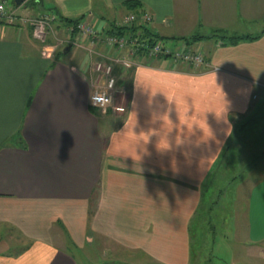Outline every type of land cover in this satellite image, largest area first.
<instances>
[{"label":"crops","instance_id":"crops-1","mask_svg":"<svg viewBox=\"0 0 264 264\" xmlns=\"http://www.w3.org/2000/svg\"><path fill=\"white\" fill-rule=\"evenodd\" d=\"M126 1L141 4L140 11L152 18L147 28L159 38L207 39L190 47L171 40L165 45L200 52L203 66L155 59L140 62L131 74L114 73L122 114L90 110L95 90L90 57L105 61L101 55L111 57V48L101 44L91 53L69 33L53 62L32 38L31 27L20 23L27 9L8 8L21 20L0 34V264H78L69 249L50 243L64 238L87 249L96 240L117 242L122 256L144 259L135 264H192V245L200 249L211 240L215 246L210 215L220 177L242 165L253 167L252 150L237 146L264 138L262 108L254 103L264 90V0H41L40 5L49 15L84 16L82 22L105 36L111 23L131 13ZM62 26L59 34L67 29ZM255 28L261 30L253 36ZM231 38L245 39L227 43ZM227 143L225 165L206 182ZM246 213L245 229L235 238L244 263L251 252L264 264V176L252 186ZM193 221L199 223L194 240ZM42 226L48 238L37 233ZM12 231L30 244L13 247ZM100 242L97 257L106 249ZM98 259L95 264H132Z\"/></svg>","mask_w":264,"mask_h":264},{"label":"rangeland","instance_id":"rangeland-1","mask_svg":"<svg viewBox=\"0 0 264 264\" xmlns=\"http://www.w3.org/2000/svg\"><path fill=\"white\" fill-rule=\"evenodd\" d=\"M35 1L37 2L40 1L39 5L40 4L42 5L41 0H35ZM7 3H8V8L10 11L15 10V11H18L19 13L20 9L21 10L27 9L26 13H24V15L21 16L20 18L22 20H25V23L28 27L31 26L30 23L31 21H34V20L39 21L43 26L45 22H48V27L45 25L46 34L44 38L45 39L44 43H39V46H42L41 47L43 50L42 53L45 54V57L47 59L54 61V56L56 53H58V49L63 47V45L67 43L66 39L64 38L68 36L69 38L71 37L72 28L66 26L67 29H65L66 30L65 33L63 32L59 34L58 30L63 29L62 25L64 24H62V22L58 20L57 15H54V14L49 15L48 14L49 11H47L48 13H45L46 11H44L41 5L39 6L36 2H35L36 3L35 5H38V6L34 8L32 6H35V5L32 2L26 4L25 8H21L23 4L16 7L12 3V0H7ZM52 12L53 11H51V13ZM20 18H18L19 21H20ZM44 18L48 20H44ZM118 22H120V20L117 22H114L113 24H116ZM84 23L88 24L87 22H84ZM260 30L261 29L255 28L254 31H251L252 32L251 34L253 36H256L257 34H259ZM70 40H68V42ZM82 40L86 44V47L93 51H95L96 48L102 46L99 43L91 45L90 41L85 38H82ZM164 42L166 43V41ZM168 44L169 43H166L165 45L168 46ZM84 51L89 56V54L86 52L85 49ZM93 55L92 57L89 56L90 58H92L90 65L92 64L93 59H94ZM101 57H104L102 59L105 60L104 61L105 63L109 64L110 62H112L111 61L112 57H109L107 55H101ZM94 62L100 63V61H95V60ZM94 80H95V77L93 76V81ZM92 83L94 84V82ZM121 97H122L121 95H118L119 103H121L120 102ZM115 103L117 106L123 108V106H121L118 102H115ZM254 103L261 105L262 111H261L260 116L264 118V90H262V93L259 96V99L255 101ZM263 128H264V124H263ZM254 131L258 132V127H256ZM246 138H250V137H246ZM7 143L11 144L9 142ZM237 148L239 150L244 149V148L252 150L249 156V160H251L250 164L253 165V167L248 168L247 166L242 165L239 171H237V168H234L233 169L234 171L226 172V174L223 173L224 176L220 177L221 181L219 182L218 186L212 190V197L215 196L217 198V200L215 201L217 206H215L211 210L212 214L210 215V218L213 219L214 223L216 224V227H215L216 231L212 237L215 240V246L211 245V240L209 238V236H212V234L208 236V239L210 240V243H208V245L206 246L201 245L200 249H199L198 243H195L194 245H192V253L195 255L194 256L195 259L193 260L192 264H246L244 263L245 259L242 255V253L244 252L242 251V245L240 244V241H238L235 237L241 236L242 227L243 229H245L246 220H247V213H246L247 198L250 195L252 186L260 182L261 178L264 176V138L260 139L255 145H248V146L247 144H245L244 146L238 145ZM252 159L254 160L252 161ZM237 160H239L238 157L236 158V161ZM242 161H246V159H243ZM235 165L239 166L238 162H236ZM215 191H221V192H215ZM203 198L205 199L204 203L206 204L208 202L206 199V195H204ZM201 212L203 213V211ZM198 224H199L198 221H193V223L191 222L190 224V229H191L190 234L192 236V240L195 239L194 234L196 233H194V229H198ZM205 230L207 229L205 228ZM37 233H39V235L42 237L43 236L46 237L48 235V231H47V234L46 232H44L43 226L41 228H38ZM202 233L205 235L204 230ZM10 234H11V237L8 238V240L10 239V244L12 245L16 244V246H13V247H21L24 244L25 245L30 244V241L22 240L20 236L14 233V231H12ZM76 238L80 240L78 235ZM98 242L100 241L96 240L93 244V248L92 246H90L89 249H87L86 247L84 248H81L78 246L76 247L74 244L67 242L65 238L62 240L61 243L56 240L55 242L51 241L50 243L56 245L58 248L69 249L70 253L76 258L78 264H95L96 262H98L99 260L98 258H104V260H114V259L120 258V261L121 260L126 261L127 263L131 262L132 264L139 263L144 260L140 258L139 259L134 258L132 261H130V259L122 256L123 250L119 248L118 246L119 244L114 241L113 242L109 241L108 239H105L104 242L99 243L102 246L105 245L106 249L103 250V255H101L102 257H97L98 253L102 254L101 250H98V253L94 251L97 249L96 243ZM76 244L79 245L80 243H76ZM13 247L12 249L15 250V248ZM252 254L253 253L249 252L248 264H261V262H258L257 260V258L259 257L256 256L257 257L256 258L255 254L254 255ZM84 258H87V259H84ZM145 260L148 262L146 258Z\"/></svg>","mask_w":264,"mask_h":264},{"label":"built area","instance_id":"built-area-1","mask_svg":"<svg viewBox=\"0 0 264 264\" xmlns=\"http://www.w3.org/2000/svg\"><path fill=\"white\" fill-rule=\"evenodd\" d=\"M17 20L19 19L8 10L7 0H0V34L3 28L15 25ZM44 20L48 19L44 18ZM151 22L152 18L148 13H130L123 17L120 22L113 24V28L121 29L130 28L132 26L144 28L147 27ZM21 23L26 24L25 20H21ZM30 25L32 38L39 43H44L46 34L45 31L46 26L48 27V22H45L43 26L39 21L34 20L31 21ZM76 30L80 39H88L91 45L96 43L102 44L106 49L111 48L113 52V55L111 56L112 62L109 64L105 63L104 61H100V63L93 62L90 67L92 78L93 76L95 77L94 91H104L106 89L108 96L112 98V106L109 107L95 106L89 98L90 107L97 108L101 110L102 113H106V111L109 109L116 114H122L124 112V108L117 106L115 103L117 90L115 89L116 77L113 75V69L116 65L125 70L131 68V66L134 65V58H137L135 55H137L139 50H142L145 57H148L149 59L169 56L171 60L180 62L184 66L197 68L204 65L203 55L196 50L187 49L185 46H183L181 49H170L161 45L160 43H157L154 47L149 49L145 41L141 40L142 34L140 31H137L135 36L130 33L126 35L109 34L100 36L98 32L92 28V26L84 22H80L76 26ZM92 51L93 50L90 52L92 53ZM43 55L45 56L44 53ZM110 81L114 82L111 86L108 85V82Z\"/></svg>","mask_w":264,"mask_h":264},{"label":"trees","instance_id":"trees-1","mask_svg":"<svg viewBox=\"0 0 264 264\" xmlns=\"http://www.w3.org/2000/svg\"><path fill=\"white\" fill-rule=\"evenodd\" d=\"M31 2L34 4L36 1L35 0H27V2L23 3V4L26 5V4L31 3ZM12 3H13V0H12ZM123 6L125 7L126 10L130 11L133 14L141 13V11H140L141 10V4L139 2H137V1H126V2L123 3ZM142 13H146V12H142ZM83 19H84V16H80V17H78L76 19H69V18H63V17L58 15V20H60L62 22V24H64L67 27H71L72 28V33H71L72 35H76L77 34L76 26ZM113 27L114 26L111 23L108 26V29L106 30L105 34L106 35H109V34L126 35V34L130 33V34H133L135 36V33L137 31H140V33L142 34L141 35V40L145 41V43L147 44L149 49L154 47L157 43H160L161 45L165 46V42L164 41L167 42V40H171L173 42H180V43H183V45H185L186 47H190L196 42H199V41H201L203 39H207L206 37L195 36V35L189 36V37H179V38H173V39H166V38H159V37L153 35L151 33V31L149 30V28H147V27L139 28V27H136V26H132L130 28H121V29L120 28L115 29ZM214 37H216V36H214ZM221 38H223V37H221ZM239 39L240 40H244L245 38H231V39H229V41L227 43L233 44V43L239 41ZM250 39H252V38H250ZM71 42H73V38H71V40L68 42L69 43L68 45H70V44L72 45ZM60 54H61L60 52L55 54L53 62H56L59 59ZM135 56H137V58L136 57L134 58V65H132L131 68L125 70V69L121 68L120 66L116 65L114 67V69H113V75L115 76V74L121 73L122 71L127 73V74H129V73L131 74V73H133L134 68L138 64L142 63L143 65L144 64L147 65V63H149L150 60H155V59H149L148 57H145V55L143 54L142 50H139L137 52V55H135ZM157 59L158 60H167V59H170V57L169 56L158 57V58H156V60ZM188 68H192V67L188 66ZM115 77H117V75ZM116 83H117V81H116ZM115 87H116V85H115ZM96 109L90 107V110H92V112H99L98 111L99 109L98 110H96ZM108 112H110V111L107 110L105 114H107ZM229 148L230 147H229L228 143L223 147V149L221 151V154L218 157V160L216 162L215 167L208 173V176L206 177V182H207V180L208 181H212V178L214 179V176L211 177V174L213 175L214 174L213 172H215L216 170H219L221 168V166L223 167L225 165L226 156H227L226 153H228ZM215 178H216V180L218 179V177H216V176H215ZM215 192H221V191H215Z\"/></svg>","mask_w":264,"mask_h":264},{"label":"clouds","instance_id":"clouds-1","mask_svg":"<svg viewBox=\"0 0 264 264\" xmlns=\"http://www.w3.org/2000/svg\"><path fill=\"white\" fill-rule=\"evenodd\" d=\"M114 82H108V85L111 86ZM92 103L95 106L109 107L112 106V98L108 96L107 90L104 91H94L90 97Z\"/></svg>","mask_w":264,"mask_h":264},{"label":"water","instance_id":"water-1","mask_svg":"<svg viewBox=\"0 0 264 264\" xmlns=\"http://www.w3.org/2000/svg\"><path fill=\"white\" fill-rule=\"evenodd\" d=\"M27 0H13V4L16 6V7H18V6H20V5H22L24 2H26ZM69 49H70V45H66V47H65V52H67V51H69Z\"/></svg>","mask_w":264,"mask_h":264}]
</instances>
